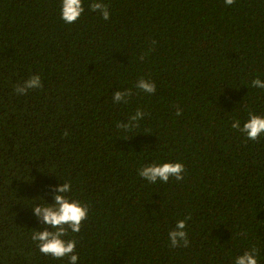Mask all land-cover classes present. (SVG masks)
Returning <instances> with one entry per match:
<instances>
[{
    "label": "trees",
    "instance_id": "obj_1",
    "mask_svg": "<svg viewBox=\"0 0 264 264\" xmlns=\"http://www.w3.org/2000/svg\"><path fill=\"white\" fill-rule=\"evenodd\" d=\"M91 2L67 24L61 0H0V264H68L31 239L46 227L34 200L53 203L64 182L89 207L65 237L77 264H234L253 246L264 264V134L231 127L264 117L251 85L264 80V0H101L108 20ZM32 75L42 87L16 94ZM137 109L139 126L117 129ZM153 162H181L184 179L149 183L138 170ZM186 216L189 245L171 247Z\"/></svg>",
    "mask_w": 264,
    "mask_h": 264
},
{
    "label": "clouds",
    "instance_id": "obj_2",
    "mask_svg": "<svg viewBox=\"0 0 264 264\" xmlns=\"http://www.w3.org/2000/svg\"><path fill=\"white\" fill-rule=\"evenodd\" d=\"M235 0H224L225 5H233ZM89 10L99 13L104 20H108L110 13L108 5L101 2V0H92L89 4ZM84 12L83 0H61V19L67 24H73L77 21ZM144 57H141L143 60ZM251 85L256 88L264 89V80L255 78L251 81ZM42 87L41 78L39 75H32L22 83L14 86V91L18 95H25L29 90L40 89ZM135 88L153 94L156 91L155 83L151 80H146L141 77L135 84ZM131 89L119 90L112 93L113 103L124 102L127 103L128 97L132 96ZM181 114V109H176V115ZM146 115L145 112L137 109L134 115L129 116L126 123L117 122V129L129 131L132 128L138 127V121ZM233 129L239 130L249 140H257V138L264 134V117L249 113V118L241 126L239 119H233L231 123ZM62 135L67 136L65 131ZM185 172L184 165L181 162H163V163H149L138 170V175L155 184L158 180L167 183L170 177L180 181L184 179ZM72 192V185L70 182H64L55 189L53 196V203L48 204L43 201L41 197L38 205L35 200L32 204V211L35 216L41 221L42 225L46 227L39 231H33L31 239L36 243L40 253L45 256H51L54 259H62L67 257L68 264H77L79 256L76 254L75 239H65L69 236V232L78 233L81 224L88 218L89 207L81 203L79 200L70 198L69 193ZM41 200L43 203H41ZM190 216L184 219L177 220L175 227L169 231L168 239L171 247H187L189 245L188 233L186 223L190 220ZM51 229V230H49ZM244 235V233H242ZM258 250L255 246L243 252L235 258L234 264H258L257 260Z\"/></svg>",
    "mask_w": 264,
    "mask_h": 264
}]
</instances>
